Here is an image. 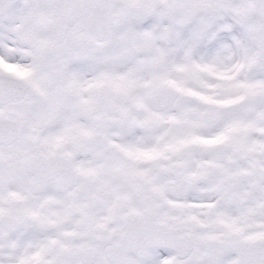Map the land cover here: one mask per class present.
Listing matches in <instances>:
<instances>
[{
	"label": "snow or ice",
	"instance_id": "snow-or-ice-1",
	"mask_svg": "<svg viewBox=\"0 0 264 264\" xmlns=\"http://www.w3.org/2000/svg\"><path fill=\"white\" fill-rule=\"evenodd\" d=\"M0 264H264V0H0Z\"/></svg>",
	"mask_w": 264,
	"mask_h": 264
}]
</instances>
